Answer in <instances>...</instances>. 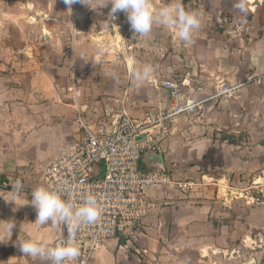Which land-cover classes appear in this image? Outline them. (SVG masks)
I'll return each mask as SVG.
<instances>
[{
    "label": "crops",
    "instance_id": "1",
    "mask_svg": "<svg viewBox=\"0 0 264 264\" xmlns=\"http://www.w3.org/2000/svg\"><path fill=\"white\" fill-rule=\"evenodd\" d=\"M72 12L76 18L73 9ZM124 18L127 19L126 14L120 12L112 20L113 23H109L118 51H122L123 46L119 44L122 32L117 20ZM85 33L75 24L72 27L70 25V37L74 41L69 49L70 53L75 51L77 40ZM43 36L45 41L52 40L50 34ZM134 39L133 37L132 40ZM216 40L218 39L205 37L197 41L200 51L196 53L195 59L185 63L179 62L181 50L175 49L174 60L168 71L163 69L166 68L164 62H158L156 68L152 66L149 78L139 85L135 82L133 73L144 65L138 63L133 54L127 57L131 61H126L125 84L142 86L141 93L136 94L137 90L133 92L131 88L125 94H120L117 82L112 84L116 86V90L110 94V98L96 86L91 89L92 92L90 89H82L77 106L86 116H98V112L109 105L139 120L147 112L166 106V92L162 88L154 89L149 86L161 79L163 81L168 73V77H179L184 83L183 91L203 106L198 117L177 118L171 128V136L156 153L163 157L165 169H174V173L178 170L177 175L173 174L175 179L182 176L179 172L186 171L190 174L197 183L194 190L189 195L172 191H148L147 196L162 206V214L159 218H151L145 222L146 235L139 239L138 246L146 254L138 255L120 248L122 239H113L92 256L90 264H214L216 261L213 256L218 249L214 247L213 224H222L220 219L223 216L225 219L235 220L232 224H241L237 218L242 219L246 209L249 210H242L244 212L241 211L242 215L239 217L235 203L243 207L244 204L238 199L232 201L228 192L235 195L234 189L249 188L264 170V78L260 85L243 86L233 100L220 99L216 94V84L217 81L224 80L237 85L249 77L264 74V32L255 30L245 35L226 30L225 44ZM218 43L219 47L216 45ZM128 50L133 51V47L130 46ZM73 60L72 54L67 62L61 60L53 67L55 76H65L67 87L70 84L67 83V77L74 64ZM87 78L88 82L91 81ZM47 79L50 85L45 97L49 99L50 107L36 110L35 114L25 120L20 127L24 137L20 142H11L13 138L8 136L11 132L4 134V151L2 129H5L6 121H0V173L17 171L23 165L30 168L26 174L28 178L22 180L23 187L28 190L14 193L10 191L18 196L19 206L18 203L14 204L15 207L8 206L6 193L9 189L5 191L0 187V264H51L50 261L23 255L18 243L32 239L45 242L51 247L63 241L61 223L49 222L43 226L34 223L37 213L30 203L31 192L39 183L43 169L65 146L81 138L79 125L75 122V105L64 94V88L67 87L60 92L55 86L54 81L57 80L54 77ZM78 81L80 84V79ZM14 133L17 131L14 130ZM19 144L20 149L17 148ZM13 150L22 151V162L14 157L17 153ZM152 156L153 154L143 157V168L153 167ZM212 164L225 167V173L212 175L213 171L209 167ZM2 180L12 179L0 176V182ZM224 180L225 198L220 185ZM252 211L258 214L253 224H264V203L255 206ZM10 220L14 221L15 227L8 239L3 225ZM220 252L226 253V250L222 249ZM225 260L230 261V257L225 255Z\"/></svg>",
    "mask_w": 264,
    "mask_h": 264
},
{
    "label": "rangeland",
    "instance_id": "2",
    "mask_svg": "<svg viewBox=\"0 0 264 264\" xmlns=\"http://www.w3.org/2000/svg\"><path fill=\"white\" fill-rule=\"evenodd\" d=\"M253 1L183 0L184 8L197 13L201 20V26L194 31L191 43L180 41L174 29L161 25H154L152 32L147 36L133 34L128 20L119 19L117 23L122 32V40L119 44L123 46V50L118 51L112 27L107 21L111 9L109 4L104 6L107 0H85V4L77 0L71 5V9H68L69 6L64 3V0H0V121L2 119L6 121L2 136L11 132L8 135L13 138L11 142H20L24 139L20 127L25 120L35 114L36 110L50 107V101L45 97L50 85L47 77H54V80H57L54 82L60 92L67 87L65 76H55L53 67L61 60L67 62L70 55L74 56L76 78L80 79L81 93L82 89L91 90L95 86L106 94L107 98L111 97L110 94L114 93L116 86L120 94H125L127 89L131 88L133 92L137 90L136 94L141 93L142 86L125 84L126 61H131V58L127 57L133 54L138 63L155 68L158 62H164L166 68L163 69L167 72L173 63L175 49L181 50V61L179 62L185 63L190 59H195L196 53L200 51L197 41L202 38H217L216 41L225 44L226 30L245 35L255 30L262 33L264 32V0H258L257 6H252ZM151 2L154 8H159L171 3L172 0H151ZM72 9L76 13V18ZM73 24L86 33L77 40L75 51L70 53L69 49L72 42L74 43L70 37V25L72 27ZM44 34L47 36L50 34L52 40L39 39ZM133 37L134 40H132ZM216 45L219 47V43ZM130 46L133 47L131 52L128 50ZM168 75L166 73L165 78ZM87 77L92 82H88ZM67 79L69 84L70 70ZM161 81L162 79L149 87L161 89ZM116 82L118 85H112ZM64 89V94L72 100L66 93V88ZM105 101L108 102V100ZM150 112L152 110L147 113ZM14 130L17 133H14ZM3 140L2 150L4 151L5 137ZM20 147L19 144L17 148L20 149ZM13 152L17 153L14 157L22 162V151L13 150ZM100 167L99 165L98 168ZM209 167L210 171H213L212 175L225 173V167L221 168V165L212 164ZM18 168L17 171L6 173L2 171L0 176L9 177L11 181L19 180L22 184V180L28 178L26 174L29 173L30 168L26 165ZM173 170H170V173L177 175L178 170L176 173ZM180 173L182 176L179 178L183 179L180 181L197 184L186 171L178 174ZM2 182L8 183L9 181L2 180ZM220 185L225 198V180ZM10 190L6 193L7 205L18 203L17 206H19L18 196L11 194ZM244 190L238 188L233 192L238 196ZM238 200L244 204L243 199ZM255 206L257 205L244 204L243 207L235 203L239 217L244 212L242 210L249 208V210L246 209V214L242 219L237 218L241 224H232L231 222L235 220L225 219L224 216L220 219L222 224H217L218 222L213 224L214 247L218 249L213 256L216 261L214 264H264V224H253L258 215L252 211ZM222 249H225L226 253L220 252ZM225 255L230 257V261L225 260Z\"/></svg>",
    "mask_w": 264,
    "mask_h": 264
},
{
    "label": "built area",
    "instance_id": "3",
    "mask_svg": "<svg viewBox=\"0 0 264 264\" xmlns=\"http://www.w3.org/2000/svg\"><path fill=\"white\" fill-rule=\"evenodd\" d=\"M43 38V35L39 37ZM263 78L264 74L249 77L237 85L219 80L216 94L220 99L233 100L243 86L260 85ZM160 87L167 94L166 107L146 113L142 119H133L109 105H105L98 116H86L77 106L80 84L74 64L71 66L66 93L75 105V122L81 138L65 146L43 169L36 187L61 191L64 199L75 204L91 194L99 203L100 215L95 223L82 225L77 231L75 244L79 256L65 260L64 264H90L92 256L113 239L124 240L120 248L145 255L146 251L138 246L139 239L146 235L145 222L162 214V206L151 200L147 192L188 194L194 190L193 182L177 180L167 169L155 166L145 169L141 164L144 156L159 152L162 143L171 136L177 118L198 117L203 110L201 103L183 91L184 83L176 76L165 78ZM23 186L16 180L0 184L2 189L12 192L27 191ZM228 193L232 201L243 199L247 206L263 204L264 170L240 195ZM61 225L64 241L68 238V228Z\"/></svg>",
    "mask_w": 264,
    "mask_h": 264
},
{
    "label": "clouds",
    "instance_id": "4",
    "mask_svg": "<svg viewBox=\"0 0 264 264\" xmlns=\"http://www.w3.org/2000/svg\"><path fill=\"white\" fill-rule=\"evenodd\" d=\"M77 0H64L69 6ZM85 4V0H79ZM111 4L107 21L112 23L116 14L124 12L130 24L133 34L147 36L152 32L154 25L166 26L174 29L177 38L184 43H191L195 30L201 26V20L197 13L186 10L183 0H172L171 3L154 8L151 0H107L104 6ZM153 69L146 65L133 73L137 85L149 78ZM31 205L35 208L37 216L34 223L41 226L51 222L63 223L68 228V238L47 246L45 242H37L32 239L18 243L20 251L25 256L38 258L41 261H50L51 264H64L65 260L75 259L79 256V248L75 244L76 233L82 225L92 224L100 215V206L95 196L89 194L83 201L75 204L63 198L61 191L50 190L45 186L36 187L31 192ZM15 227L14 221L3 225L8 239L12 236Z\"/></svg>",
    "mask_w": 264,
    "mask_h": 264
},
{
    "label": "water",
    "instance_id": "5",
    "mask_svg": "<svg viewBox=\"0 0 264 264\" xmlns=\"http://www.w3.org/2000/svg\"><path fill=\"white\" fill-rule=\"evenodd\" d=\"M258 4H259L258 0H254L252 6H257ZM152 157H153V166L165 169L163 163V157L160 154L158 155L155 154Z\"/></svg>",
    "mask_w": 264,
    "mask_h": 264
},
{
    "label": "bare ground",
    "instance_id": "6",
    "mask_svg": "<svg viewBox=\"0 0 264 264\" xmlns=\"http://www.w3.org/2000/svg\"><path fill=\"white\" fill-rule=\"evenodd\" d=\"M251 5V4H250ZM205 251V250H204Z\"/></svg>",
    "mask_w": 264,
    "mask_h": 264
},
{
    "label": "trees",
    "instance_id": "7",
    "mask_svg": "<svg viewBox=\"0 0 264 264\" xmlns=\"http://www.w3.org/2000/svg\"><path fill=\"white\" fill-rule=\"evenodd\" d=\"M122 241H124V240H122Z\"/></svg>",
    "mask_w": 264,
    "mask_h": 264
}]
</instances>
